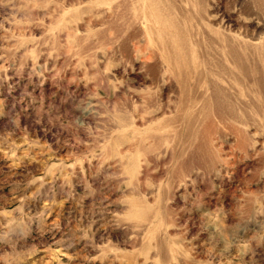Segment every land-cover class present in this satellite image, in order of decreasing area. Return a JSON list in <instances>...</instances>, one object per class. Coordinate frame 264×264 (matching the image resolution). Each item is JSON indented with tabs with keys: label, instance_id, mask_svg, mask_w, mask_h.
Returning <instances> with one entry per match:
<instances>
[{
	"label": "rangeland",
	"instance_id": "1",
	"mask_svg": "<svg viewBox=\"0 0 264 264\" xmlns=\"http://www.w3.org/2000/svg\"><path fill=\"white\" fill-rule=\"evenodd\" d=\"M0 264H264V0H0Z\"/></svg>",
	"mask_w": 264,
	"mask_h": 264
}]
</instances>
